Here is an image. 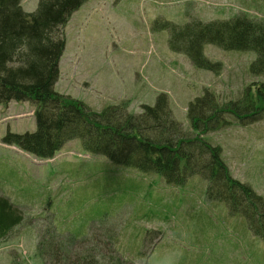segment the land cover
I'll use <instances>...</instances> for the list:
<instances>
[{"label": "rangeland", "instance_id": "rangeland-1", "mask_svg": "<svg viewBox=\"0 0 264 264\" xmlns=\"http://www.w3.org/2000/svg\"><path fill=\"white\" fill-rule=\"evenodd\" d=\"M37 2L21 0V5L32 12ZM241 14L264 19V0H86L63 27L54 90L94 111L124 103L132 113L164 93L172 116L193 133L187 105L204 90L224 103L264 78L249 72L255 52L212 44H205L203 53L219 62L220 70L195 67L169 48L162 24ZM224 118L228 123L204 138L221 147L232 176L264 198V114L244 124L230 113ZM35 127L30 101L0 104V196L23 216L0 239V264H70L88 249L122 264H264V239L242 215L229 213L225 202L209 200L200 176L170 184L157 173L89 153L78 139L51 158L2 143L7 130ZM53 234L62 242L68 235L87 240L71 246L64 241L69 252L42 256L39 244Z\"/></svg>", "mask_w": 264, "mask_h": 264}, {"label": "trees", "instance_id": "trees-1", "mask_svg": "<svg viewBox=\"0 0 264 264\" xmlns=\"http://www.w3.org/2000/svg\"><path fill=\"white\" fill-rule=\"evenodd\" d=\"M86 0H38L27 12L21 0H0V104L30 101L34 106L35 130H7L2 143L14 145L38 158H51L62 146L78 139L82 148L110 161L140 171L159 174L170 184H184L193 175L207 183L206 197L225 202L229 213L240 214L252 233L264 239V198L250 185L232 176L222 149L204 134L225 125L224 113L250 123L264 114V79L249 84L235 100L219 103L204 90L187 105L186 116L193 130H183L171 114L164 93L153 105H141L139 113L118 103L94 111L76 99L54 90L65 39L63 27L69 16ZM169 32L168 46L184 53L197 68L217 73L219 62L203 53L205 44L224 50L253 51L252 75L264 78V19L236 15L228 19H193L182 25L163 22ZM23 216L8 198L0 196V239L22 222ZM55 234L39 244L42 256L57 257L85 237L68 235L62 242ZM58 239V240H57ZM83 253V254H82ZM70 264H122L94 249L76 255Z\"/></svg>", "mask_w": 264, "mask_h": 264}]
</instances>
